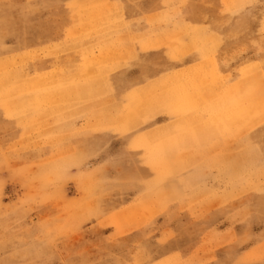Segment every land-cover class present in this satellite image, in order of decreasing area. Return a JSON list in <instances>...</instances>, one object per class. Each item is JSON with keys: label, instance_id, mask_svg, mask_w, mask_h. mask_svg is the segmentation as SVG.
Segmentation results:
<instances>
[{"label": "rangeland", "instance_id": "rangeland-1", "mask_svg": "<svg viewBox=\"0 0 264 264\" xmlns=\"http://www.w3.org/2000/svg\"><path fill=\"white\" fill-rule=\"evenodd\" d=\"M99 1L0 0V264H264V163L257 149L227 148L223 133L264 109L257 88L213 101L219 84L209 66L143 87L132 105L100 86L106 72L108 88L129 97L151 79L152 50L159 66L178 65V43L165 59L163 43L193 46L200 27L188 29L179 14L233 19L234 38L218 49L224 63L264 55V0H131L147 34L138 50L149 55L130 79L114 74L132 40L118 32L130 27L102 20L116 11L91 6ZM173 4L179 9L147 21ZM170 90L210 104L205 122L176 143L167 136L163 151L151 114ZM211 100L225 114L212 124ZM174 146L186 148L182 156Z\"/></svg>", "mask_w": 264, "mask_h": 264}, {"label": "crops", "instance_id": "crops-1", "mask_svg": "<svg viewBox=\"0 0 264 264\" xmlns=\"http://www.w3.org/2000/svg\"><path fill=\"white\" fill-rule=\"evenodd\" d=\"M113 2H109L107 0H100L99 3H93L91 6L96 7V10H102L104 7H110L113 12L112 14H103L101 17L102 20L107 21L108 18L110 19V22L116 19L114 21L115 25L121 26L122 28L124 25L129 26L130 28L126 29L125 31L123 29H120V34H126L132 37V40L128 43V50L129 55L126 57V59L122 60L123 58H120L119 61H116V67L114 69V74H118L121 70H125V74L129 73V71L134 70L138 67V62L142 61V58L149 55V53H146L145 56L143 53H140L138 50V44L139 39L146 38L147 34H143V29H141L138 26V20L141 18L140 15H136L133 12V2L131 0H112ZM120 5V8H118V4ZM177 7L179 9V6L176 4H173L170 8H166L165 10L162 9L160 13L155 14V12H150L146 14L147 21L148 22H154L159 21L161 19H164L166 16V11L170 10L172 8ZM181 13V12H180ZM233 17V16H232ZM225 20V22H224ZM233 19H230L229 16H226L223 18H211L207 21L200 22L199 20H194L192 18H186L183 17L182 14H179L178 22L183 23L184 25L188 26L187 28L190 29V26H194L193 22L195 24V28L198 29L196 32V40L193 42V46H187L186 44L181 41L180 38H168L163 43L165 44L163 49V57H167L165 55L167 48L172 46L174 43H178V49L177 54L179 55L178 65L171 66L170 63H162L159 66V64H156V60L154 58L155 50H152L150 52V58L149 61H151L152 70L150 72V78L148 81H146L144 84L140 85L139 87L132 90V93L129 95V97H123L124 92L123 90L113 91L111 87L114 85L111 84L110 88L106 85V72L105 75H103V83L100 82L101 86V92L104 95H110L111 99L115 102H123L130 101L131 105L134 104L136 101H139V98L137 96L136 92H139L143 87L148 86H155L159 82H168L171 84V80L174 78H180V76H184L187 74L188 71H195L196 73L201 72L202 69L206 68L207 66L210 67L211 75H212V84L215 86L216 84L218 87H220V90H218V87L214 88L215 97H211L212 100L216 101H225L226 103L231 99L230 95L232 94L234 97V94H236L235 90L237 86H243V92L242 96L246 95V87L251 86L253 84V87L260 92V100L264 102V55H257V57H254L251 59H246L245 57H242L243 59L241 62H239L236 66L230 65L229 63L222 62L220 48L221 44L222 46L226 45L228 41L233 40L234 38V31H236V27H232L230 29L229 23ZM190 26L188 25V23ZM224 22V23H223ZM192 23V25H191ZM199 23V24H198ZM112 25V24H110ZM234 29V31H233ZM98 36H106V31H97ZM170 32V30H169ZM181 34V33H179ZM182 35V34H181ZM185 37H187L186 32L183 33ZM97 36V35H96ZM95 36V37H96ZM118 36H120L118 34ZM180 35H178L179 37ZM170 37V36H169ZM177 39V40H176ZM122 44V43H121ZM117 48H120L119 42L117 43ZM174 48H170L168 53H170V50ZM219 49V51H218ZM33 50L37 51V49H29L26 51H20L17 54L24 55L26 53L32 52ZM239 56V55H238ZM231 58L236 59V56H232ZM240 58V57H239ZM238 58V59H239ZM233 59V60H234ZM124 66V68H123ZM107 67H105L106 69ZM39 69V68H38ZM86 68H83L82 70H85ZM148 69V68H147ZM160 69L159 74H157L158 70ZM101 70H104L101 69ZM100 70V71H101ZM254 71L255 76L253 83L250 81L249 75L250 72ZM148 74V71L146 72ZM157 74V75H156ZM129 76V74H128ZM128 76L126 77L127 79ZM31 77H36V74H31ZM141 78L138 77L135 79V81L139 80ZM105 80V83H104ZM181 80V78H180ZM245 89V90H244ZM248 90V89H247ZM234 93V94H233ZM238 93V92H237ZM212 94V95H213ZM127 96V95H126ZM184 94L183 91L180 90V92H176L175 90L173 92L168 91V94L166 95V98L164 99V103L161 107L156 108L155 111L151 114V121L154 123V129H162L164 131L165 137L163 139V142L159 143L160 148L164 151L167 147V144L169 143L167 140V136L169 138H172L171 141L176 143V138L178 135H188L189 133V126L193 124V122H197L196 120L202 119L203 122H205V118H207V110L204 112L203 118V112L202 110L209 106L210 102H206L204 104L199 103L198 101L186 99L183 98ZM230 97L227 98V97ZM241 96V95H240ZM239 97V95H238ZM239 99V98H238ZM106 100V97L101 99V101ZM211 100V104H212ZM213 108L210 110L209 117H210V124L214 122V120L217 119L218 115H225L222 112L215 109V106L213 104L211 105ZM264 106V105H263ZM161 116L162 120L158 121V117ZM186 123L185 126H180V124ZM244 126V127H242ZM151 129V128H150ZM149 129V130H150ZM168 131V132H167ZM191 138L195 139L197 138V131L193 130L190 132ZM225 134V143H227V148H234V150H240L243 151L251 150V149H257L259 151L260 155V161H262V164L264 163V109H260L259 112L252 116H247L244 121L236 124L235 126H232V128L229 131H224ZM220 137V136H219ZM223 136L212 141L213 147L217 146L218 148L221 147V145L224 143ZM195 141V140H194ZM210 141V140H209ZM171 143V142H170ZM208 145V144H207ZM177 150L180 152V156L184 153L186 150L185 147H176ZM190 149V147H189ZM219 156V154L217 155Z\"/></svg>", "mask_w": 264, "mask_h": 264}]
</instances>
